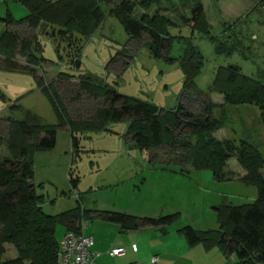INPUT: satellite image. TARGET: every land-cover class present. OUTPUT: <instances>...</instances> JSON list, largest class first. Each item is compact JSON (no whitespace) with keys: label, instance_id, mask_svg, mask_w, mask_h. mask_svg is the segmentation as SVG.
<instances>
[{"label":"rangeland","instance_id":"374dc122","mask_svg":"<svg viewBox=\"0 0 264 264\" xmlns=\"http://www.w3.org/2000/svg\"><path fill=\"white\" fill-rule=\"evenodd\" d=\"M102 2L105 13L102 24L87 38H81L78 54L79 68L69 64L74 51L69 54L67 45L60 44L58 57L56 43L37 34L45 60L38 65L26 66L25 59L16 56L22 70L4 67L0 56V158L7 157L4 140L7 137L9 118L16 121L27 119L34 124L55 126V146L47 151H32L33 179L36 194L43 196V211L58 215L76 208L80 204L88 215L82 228L92 225L101 228L99 216L103 211H121L138 217L158 218L176 214L173 223L164 231L157 228H141L133 232L142 242L143 256L156 257V263L166 264H231L233 256H225L217 247L204 248L197 245L188 249L178 231L185 226L196 230L218 229L217 211L224 206H239L252 203L257 198V189L241 181L244 171L235 158H230L224 168V179L215 180L209 169L193 170L170 160L178 153L167 148L139 150L128 139L129 121L105 124L104 129L85 131L77 135L78 149L73 152L70 132L58 125L48 99L39 92L36 80L43 77L52 83L60 73L75 79L60 80L55 85L61 102L74 119H88L100 100L86 96L78 88L79 78H88L92 84L115 91L130 99L146 102L160 110H175L182 102L181 90L184 73L176 61L155 58L146 46L147 36L139 43L130 40L118 20L109 14L113 2ZM210 36L218 41L234 43L231 55H217L214 43L207 37L196 35L193 40L203 56V67L196 78L197 87L203 92L197 102L183 101L184 108L195 116L201 115V103H222V96L210 91L216 68L238 66L246 76L264 83V2L261 0H201ZM156 9L150 11L153 12ZM10 13L15 20L24 18L26 9L19 0H0V34L4 31V19ZM162 14L181 25L179 16H189L188 10L179 3L169 7L163 3ZM171 35L189 37L187 27H173ZM22 38H30L34 31L22 26ZM180 45L174 42L169 56L177 58ZM228 123L214 133L218 140H247L256 145L264 157V127L260 123V112L253 105L230 106ZM153 157V159L151 158ZM169 160V161H168ZM168 165V166H167ZM78 177L75 189L71 188L68 173ZM264 177V167L261 170ZM230 177V179H229ZM89 211H91L89 213ZM65 227L58 224L57 239ZM166 233V234H165ZM132 234V235H133ZM165 234V235H162ZM127 235L121 236L122 238ZM128 239V237H127ZM131 242V241H130ZM137 245V243H136ZM2 260L16 257L12 246ZM157 250V251H156ZM153 251V253H151ZM172 259V260H171Z\"/></svg>","mask_w":264,"mask_h":264},{"label":"trees","instance_id":"16d2710c","mask_svg":"<svg viewBox=\"0 0 264 264\" xmlns=\"http://www.w3.org/2000/svg\"><path fill=\"white\" fill-rule=\"evenodd\" d=\"M109 1L19 0L27 11L26 16L15 20L8 12L1 19L5 26L0 34V56L4 58V67L22 70L16 56L25 59L24 70L38 65L39 61L44 63L45 60L37 56L42 52L37 36L41 34L56 43L55 51L60 59V44L67 45L69 54L75 50L69 64L79 68L77 57L81 38L89 37L102 24L105 13L101 3ZM163 3L169 7L179 3L188 10L189 16H179L181 25L178 26L160 12ZM112 4L109 14L118 20L130 40L139 43L146 35L145 44L155 58L163 57L166 61L178 63L185 76L182 102L175 110L163 111L152 104L92 84L88 78H79V90L100 102L88 119H74L61 102L55 84L60 80L70 82L75 78L60 73L52 83H45L40 76L36 80L38 90L48 99L58 125L70 132L73 152L78 149L77 135L104 129L109 122L127 119V136L135 147L144 151L162 148H167L171 153L175 151L178 155L170 161L182 167L180 172L185 171L186 166L193 170L209 169L215 180L224 179L228 160L235 158L244 171L241 181L257 189L256 200L218 209V229L215 231L185 226L178 232L189 247L202 245L210 249L217 246L225 256L234 257L231 264H264V177L261 174L264 157L258 147L247 140H240L236 144L234 140L214 137L215 132L226 127L230 106H256L264 127V83L244 75L238 66H220L215 70L210 91L220 94L222 103H201L202 114L195 116L183 104V101L197 102L203 94L195 81L203 67V56L193 42L195 34L213 42L217 55H231L235 44L220 42L210 36L201 0H117ZM153 9L156 11L150 13ZM22 26L33 30L34 35L22 38L19 32ZM173 27H187L191 34L189 37L180 33L171 35L169 30ZM174 42L180 45L177 58L169 56ZM31 119H35L34 124L27 119L7 120L9 128L4 145L8 156L0 158V264H59L60 242L55 237L57 225H63L66 232H80L79 222L88 215L80 204L58 215L43 211V196L36 194L32 182L31 153L51 150L55 146L56 129L55 126L38 123L35 117ZM78 180L77 176L68 173L72 189L76 188ZM100 215L109 222L119 224L123 231L144 227L164 231L176 216L138 217L121 211H103ZM7 245L13 247L16 257L2 260Z\"/></svg>","mask_w":264,"mask_h":264},{"label":"crops","instance_id":"0c3cea01","mask_svg":"<svg viewBox=\"0 0 264 264\" xmlns=\"http://www.w3.org/2000/svg\"><path fill=\"white\" fill-rule=\"evenodd\" d=\"M243 175L244 173L242 174V176ZM93 215L99 216L98 218H100L101 220L100 222L102 224L101 228L95 227L94 225H92L91 229H87V226H85L83 230L82 228L83 219L79 222V224H80V231H82L85 235L92 237L93 239V245L90 250L91 252L99 255L94 261L95 264H151L153 263V259L156 256L154 254L152 255V259L150 263V261L148 260L150 257L146 255L143 256L142 251L140 250L142 242L139 240L138 237H136V235L133 234V232H136L137 230L141 228H138L136 230H131V231H123L119 224L105 220L102 215H96V214H93ZM156 230L160 231L161 229H156ZM65 232H66V228L62 236L64 235ZM123 234L127 235L128 239L125 236L124 238H122L121 236H123ZM165 234H162V235H165ZM62 236H60L59 239L56 238L58 242L61 241ZM133 246H135V249L132 248ZM196 247L197 246L193 248H196ZM116 248L125 249V254L121 257H116V258L111 257L109 255V251L112 249H116ZM193 248L188 246V249H193ZM151 253H153V251ZM163 258L165 259L163 264H166L167 255L164 256ZM170 264H184V262L175 261V262H171Z\"/></svg>","mask_w":264,"mask_h":264},{"label":"built area","instance_id":"2783aa9c","mask_svg":"<svg viewBox=\"0 0 264 264\" xmlns=\"http://www.w3.org/2000/svg\"><path fill=\"white\" fill-rule=\"evenodd\" d=\"M93 239L85 235L82 231H67L59 243V264H95V259L99 256L91 252ZM132 248L135 249V246ZM125 254V249L116 248L109 251L113 258L121 257ZM156 263V259H153Z\"/></svg>","mask_w":264,"mask_h":264}]
</instances>
